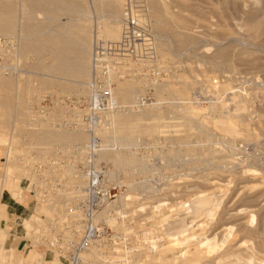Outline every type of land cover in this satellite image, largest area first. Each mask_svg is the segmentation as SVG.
I'll return each instance as SVG.
<instances>
[{
  "label": "rangeland",
  "instance_id": "obj_1",
  "mask_svg": "<svg viewBox=\"0 0 264 264\" xmlns=\"http://www.w3.org/2000/svg\"><path fill=\"white\" fill-rule=\"evenodd\" d=\"M0 230V264H264V0H0Z\"/></svg>",
  "mask_w": 264,
  "mask_h": 264
},
{
  "label": "built area",
  "instance_id": "obj_2",
  "mask_svg": "<svg viewBox=\"0 0 264 264\" xmlns=\"http://www.w3.org/2000/svg\"><path fill=\"white\" fill-rule=\"evenodd\" d=\"M125 20H126L125 23L122 25L123 34H122L121 39L118 40L117 43L108 42L107 47L109 49L113 50L115 48H118V47L124 45L125 39L128 37V34H129V29L132 28L135 24V22H134L135 20L132 17L128 20L126 18ZM59 239H61V238H59ZM70 242H73V244H71ZM68 243L71 244V246H70L71 248L69 247L68 249H65V247H62L63 243L61 241H57V240L50 242V246H53V244H55V246H57L56 249H57L58 253H60L61 256L65 259L66 264H88V262L85 260V258L83 256L84 247H85V245L88 244V238L83 237V238H81L79 240H75V241L69 240ZM38 259L40 260V258H38Z\"/></svg>",
  "mask_w": 264,
  "mask_h": 264
},
{
  "label": "crops",
  "instance_id": "obj_3",
  "mask_svg": "<svg viewBox=\"0 0 264 264\" xmlns=\"http://www.w3.org/2000/svg\"><path fill=\"white\" fill-rule=\"evenodd\" d=\"M4 239H5V231L4 230H0V246L1 247L3 245Z\"/></svg>",
  "mask_w": 264,
  "mask_h": 264
},
{
  "label": "bare ground",
  "instance_id": "obj_4",
  "mask_svg": "<svg viewBox=\"0 0 264 264\" xmlns=\"http://www.w3.org/2000/svg\"><path fill=\"white\" fill-rule=\"evenodd\" d=\"M116 29H117V28H116ZM115 32H116V31H115ZM115 32H114V34H116ZM118 32H119V31H118ZM116 37H117V36H116ZM143 48H144V47H143ZM244 104H245V103H244ZM190 105H191V104H190ZM201 110H202V109H201ZM242 110H243V109H242ZM207 118H208V117H207ZM230 119H231V118H230ZM249 122H250V121H249ZM230 126H231V125H230ZM231 127H232V126H231ZM233 127H234V126H233Z\"/></svg>",
  "mask_w": 264,
  "mask_h": 264
}]
</instances>
